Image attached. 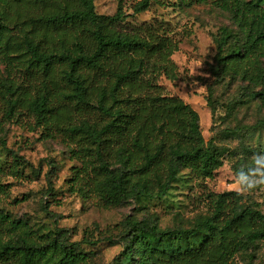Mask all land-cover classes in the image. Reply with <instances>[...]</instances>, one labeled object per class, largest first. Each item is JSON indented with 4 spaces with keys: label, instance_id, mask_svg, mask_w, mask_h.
I'll list each match as a JSON object with an SVG mask.
<instances>
[{
    "label": "trees",
    "instance_id": "trees-1",
    "mask_svg": "<svg viewBox=\"0 0 264 264\" xmlns=\"http://www.w3.org/2000/svg\"><path fill=\"white\" fill-rule=\"evenodd\" d=\"M191 7L211 1L235 27H220L212 73L218 82L240 79L258 88L264 107V0H177ZM131 13L96 11L95 0H0V112L26 115L41 137H60L80 160L70 187L116 207L166 198L183 171L206 180L223 166L221 149L208 143L198 111L164 92L161 77L179 78L172 55L179 44L151 25L124 22ZM212 89L208 104L212 105ZM2 120V122H3ZM0 142L3 175L33 166ZM264 153V144H263ZM209 210L189 226L161 227L132 220L112 264H231L264 241V212L236 191L209 193ZM1 264H90L80 243L34 229L0 208Z\"/></svg>",
    "mask_w": 264,
    "mask_h": 264
},
{
    "label": "rangeland",
    "instance_id": "rangeland-1",
    "mask_svg": "<svg viewBox=\"0 0 264 264\" xmlns=\"http://www.w3.org/2000/svg\"><path fill=\"white\" fill-rule=\"evenodd\" d=\"M140 0H95L100 14H114L119 6L128 13ZM126 29L151 25L178 42L172 55L179 78L161 77L164 92L180 97L199 113L202 133L208 143L221 149L223 166L212 178L197 179L183 171L171 193L162 199L119 206H105L92 193L70 187L74 158L60 138H42L41 129L24 115L18 120H3L0 112V142L6 141V161L11 152L24 157L33 169L17 176L3 175L6 190L0 193V208L27 221L32 228L54 232L68 243L78 242L90 255V264H112L123 250L122 236L129 221H156L161 227L189 226L194 218L209 210V193L235 191V175L251 165L253 155L263 153L264 107L254 97L258 88L240 79L220 82L212 73L217 55L216 35L220 27H235L229 14L209 1L185 7L177 0H151L148 10L129 16ZM196 62L202 67H196ZM4 65H0L4 71ZM212 89L214 112L208 104ZM3 120V122H2ZM245 202L264 212V188L244 195ZM1 264V263H0ZM231 264H264V241L237 255Z\"/></svg>",
    "mask_w": 264,
    "mask_h": 264
},
{
    "label": "clouds",
    "instance_id": "clouds-1",
    "mask_svg": "<svg viewBox=\"0 0 264 264\" xmlns=\"http://www.w3.org/2000/svg\"><path fill=\"white\" fill-rule=\"evenodd\" d=\"M202 63L196 62V67H202ZM250 166L242 167L235 175V191L239 195H247L252 191L264 188V153L253 155Z\"/></svg>",
    "mask_w": 264,
    "mask_h": 264
}]
</instances>
